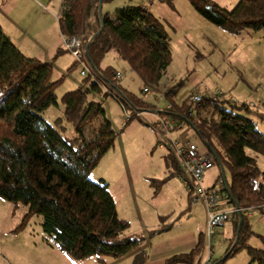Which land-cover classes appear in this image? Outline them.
I'll return each mask as SVG.
<instances>
[{
    "label": "trees",
    "instance_id": "1",
    "mask_svg": "<svg viewBox=\"0 0 264 264\" xmlns=\"http://www.w3.org/2000/svg\"><path fill=\"white\" fill-rule=\"evenodd\" d=\"M98 1L62 0L60 32L64 37H83L89 73L76 89L61 96L63 115L50 122L43 114L57 106L61 79L52 81V63L25 56L0 28V198L27 208L17 230L33 216L42 217V232L52 240L49 245L76 260L133 254L131 264H146L148 252L141 249L145 237L125 235L128 223L117 216L108 184L89 179L90 171L114 147L117 135L101 102L89 97H113L130 112L125 124L140 119L143 112L155 113L154 104L122 88L116 69L103 68L101 63L114 51L141 82V93L145 88L155 90L171 63L169 37L146 7L127 6L99 17ZM110 1L103 0L102 6ZM188 1L200 17L228 33L264 28V0H240L232 10L212 0ZM176 94L175 87L164 91L170 108L157 116L171 120L173 130L183 122L212 148L213 164L229 177V192L222 186L219 193L226 204L233 208L238 204L240 209L264 204V171L247 153L264 157V134L241 114L250 113V108L221 101L220 96L194 102L198 92L178 103ZM67 125L72 136L64 135ZM153 126L156 130V122ZM205 150L209 151L206 146ZM167 159L171 174L182 179L180 165L169 151ZM166 180L151 179L150 186L158 190ZM259 211L264 216V210ZM239 218V238L227 258L245 249L252 262L264 264V249L248 244L249 218L237 212L231 219L234 234L222 255L212 257V264H226L227 258H222L235 242ZM161 231L157 228L147 234ZM204 246L205 233H201L189 252L175 254L162 264H202Z\"/></svg>",
    "mask_w": 264,
    "mask_h": 264
},
{
    "label": "rangeland",
    "instance_id": "2",
    "mask_svg": "<svg viewBox=\"0 0 264 264\" xmlns=\"http://www.w3.org/2000/svg\"><path fill=\"white\" fill-rule=\"evenodd\" d=\"M53 1L56 3V12L59 14L61 0ZM212 1L221 7L232 10L240 0ZM127 6L146 7L160 21L169 37L171 63L158 88L155 90L148 88L149 93L146 94L141 93L143 88L137 76L129 70L127 64L120 60L114 51H110L106 55L101 67L115 68L122 77L119 79L120 86L154 104L156 111L155 113L143 112L140 114V119L145 124L137 118L125 124L124 118L130 112H126L113 97H89V99L101 102L106 116L115 130L117 134L114 142L115 149L121 150L126 159L132 158L137 167V169L129 168L124 178H118L121 174L118 176L117 173L108 172L111 163L106 168V161H99V165L90 171L89 179L97 182V174L99 172L105 174V178L113 187L114 195L117 198V202H115L117 216L128 223L125 235L137 238L145 237L146 240L141 245V249L144 245V250L148 252L150 260L156 261L158 260L156 246L162 242L183 241L187 244L174 245V251H177L174 253L189 252L195 246H190L191 241L196 239V244L199 235L205 233L207 221L205 204L201 201L191 202L189 188L180 178L171 174L172 169L169 168L167 155L164 153L166 149L156 147V142L160 140L158 132L153 126L157 120V112L169 106L163 93L166 89L175 87L177 89L175 100L178 103L195 92L204 96L207 95L206 90L220 93L221 101L247 105L251 110L250 113L246 114L242 111L241 114L252 119L257 130L264 134V118H262L264 116V28L259 30L245 28L237 34L228 33L200 17L188 0H171L170 2L111 0L103 4L102 13H112ZM46 11L47 9L43 7L42 12ZM42 41L46 42L45 39ZM43 42H40L42 47L48 44ZM36 51L39 50L33 49L27 52L28 54L23 53L31 58V55L34 56L33 52L38 54ZM68 54L72 57L70 53ZM72 59L75 64L73 57ZM81 71V65L75 64V67L63 76L61 74L57 76L54 72L51 80L61 79V83L56 89L57 106L50 107L43 114L47 121L50 122L63 115L64 105L60 100L61 96L76 89L75 80L77 85L81 84L85 78L81 76ZM178 122L175 123L178 124ZM64 135H73L69 125H67ZM171 136L173 139L186 137L196 143L200 153L206 152L201 140L184 123L180 128L173 130ZM247 153L257 159V166L260 171H264V157L257 156L249 150ZM134 171L141 172L140 177L142 178L143 175L147 177L146 180L140 179L139 186L135 184ZM153 174L156 175V179H167L166 183L158 190L156 186H150V176ZM129 175L131 180L127 182V179L130 178ZM224 175L225 182H229L228 173L224 172ZM204 177V188H213L220 193L221 183L224 187L222 169L213 164L212 168L205 172ZM120 180L122 182H119ZM170 182L172 185H169ZM125 185H128V188L120 198L118 193ZM129 186L139 197L136 201H133L132 196L128 197ZM124 196L127 200L132 199V202H125ZM222 200V209L231 207L226 204L224 199ZM26 212L27 208L24 205L13 204L0 198V264H129L128 257L94 256L83 260L74 259L61 252L57 247L49 245L52 244V240L42 232V217L33 216L25 226L17 230ZM248 221L252 231L248 238L249 246L263 250L264 216L259 210H254ZM233 227V222L229 220L222 227L215 229L210 241L205 235V246L200 254L202 264L208 258L212 261V255L213 257L222 255L234 234ZM157 228H163V231L154 237L147 234ZM221 244H224L223 249L220 248ZM210 252L212 255L209 254ZM226 264L257 263L251 261L247 250L244 249L227 258Z\"/></svg>",
    "mask_w": 264,
    "mask_h": 264
},
{
    "label": "crops",
    "instance_id": "3",
    "mask_svg": "<svg viewBox=\"0 0 264 264\" xmlns=\"http://www.w3.org/2000/svg\"><path fill=\"white\" fill-rule=\"evenodd\" d=\"M43 7L47 9L46 12H42ZM56 9H57L56 3H54L53 0H0V28L5 33V35L10 39V41L13 44H15V46L22 53L30 52L33 49H38L39 51H36L38 54L33 52L34 56L31 55V58H36L39 61L45 63L48 62L52 63V75L55 72L57 76L59 74L63 76L67 71L71 70L73 66H75V64H73L72 57L68 54L69 52L65 49L64 36L60 32L58 20L55 19L56 16L58 15ZM42 39H45L46 42L49 44V46L46 42H43ZM40 42L46 43L47 45H44V47H42L40 45ZM121 78L122 77L120 75L119 79ZM74 82L77 88L79 85H77L78 83L76 80ZM182 124L183 122L179 123V126H181ZM182 138H186V137H182ZM166 151L167 150H165L164 153L168 155L167 154L168 151L167 152ZM102 161H106L105 162L106 168L108 167L109 163H111L108 172L112 171L114 173H117L118 176L121 174L118 178H124L127 172L129 171V168L131 167L132 169H137L134 160L132 158L126 159L125 156L123 157L122 151L116 150L115 147H113L109 152H107V154L100 160V162ZM140 176H141V172L136 173L134 171L133 178L135 180L136 185H138L140 179L143 180L147 179V177L144 175L143 178ZM155 176L156 175L153 174L152 176H150V178L156 179ZM129 177L130 178L127 179V182H130L129 180H131L130 175ZM118 178L116 179V182ZM97 179H98L97 182L105 181L108 184L109 192L113 197L114 201L117 202V198L113 192V187H111L110 183L105 178V174H101L99 172V174H97ZM119 182L122 181L120 180ZM145 183L147 184V182ZM169 185H172L171 182ZM127 188L128 185L121 187V192L118 193V196L120 198L123 197V194L126 192ZM127 194L128 197L132 196L134 198L133 201H136V199L139 198L131 186H129ZM123 200L125 202H132V199L127 200L125 196ZM230 208L233 207L231 206L228 207L227 209ZM156 235L157 234L153 235V237ZM195 241L196 239L195 240L193 239V242L191 241L190 246L193 247L195 245ZM176 244L178 246H182L183 244H185V242L183 241L175 242L172 240L171 242H164V243L162 242V244L160 243L158 246H156L158 260L151 261L149 257L146 264H162L169 256L178 254V253H174L177 252L174 251V245ZM151 248L152 245L150 249ZM220 248L223 249L224 244H221ZM142 249L143 250L145 249L144 245ZM133 256H134L133 254L125 256L126 258L128 257V259H130L129 264H131Z\"/></svg>",
    "mask_w": 264,
    "mask_h": 264
},
{
    "label": "built area",
    "instance_id": "4",
    "mask_svg": "<svg viewBox=\"0 0 264 264\" xmlns=\"http://www.w3.org/2000/svg\"><path fill=\"white\" fill-rule=\"evenodd\" d=\"M62 10V2L60 4L59 14ZM65 49L72 55L75 60V64H80L82 67L81 76L86 77L89 73V68L86 62L85 53L83 49V38L81 35L64 37ZM120 77L118 73V78ZM144 93L148 94L149 89L145 88ZM207 95L196 94L194 96V102H200L203 97H215L221 96L220 93L215 91L206 90ZM170 108V106L168 107ZM129 119V115L124 118L125 121ZM173 122L171 120H165L157 116L156 130L160 137L158 146L165 148L171 152L172 155L178 161L183 173L181 179L185 186L189 188V196L192 203L201 201L206 206L207 221L205 235L210 241L214 235V231L218 227H222L225 222L232 219L235 212L242 214L249 218L252 211L264 210V204L259 206H250L246 208H231L222 209L223 197L213 188H204L203 179L207 170L213 166V159L211 153L206 151L200 153L197 145L186 138L173 139L171 136ZM222 187V183H221ZM211 254V252L209 253ZM211 259L208 258L203 264H211Z\"/></svg>",
    "mask_w": 264,
    "mask_h": 264
},
{
    "label": "water",
    "instance_id": "5",
    "mask_svg": "<svg viewBox=\"0 0 264 264\" xmlns=\"http://www.w3.org/2000/svg\"><path fill=\"white\" fill-rule=\"evenodd\" d=\"M102 2H103V0H99L98 1V16L99 17L102 16ZM102 28H103V25L101 23V28H100L99 32L102 31ZM86 54H87V51H86ZM205 146L209 150V152L211 153V155L214 156L212 148L208 144H205ZM222 180H223V183H224V188L229 192L228 186H227V182H225V175H224V172L223 171H222ZM235 206H236V208H238V204H235ZM241 223H242V220H241V218H239L238 226H237V231H236V239H235V242L232 245V247L230 248V250L228 251V253L222 258V260H225L227 258V256L232 252L233 248L236 246L237 241H238V238H239L240 230H241Z\"/></svg>",
    "mask_w": 264,
    "mask_h": 264
}]
</instances>
